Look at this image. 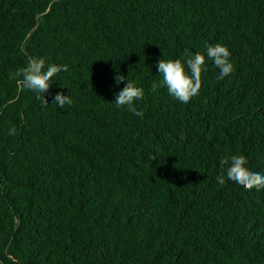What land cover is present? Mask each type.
I'll use <instances>...</instances> for the list:
<instances>
[{
    "label": "trees",
    "instance_id": "trees-1",
    "mask_svg": "<svg viewBox=\"0 0 264 264\" xmlns=\"http://www.w3.org/2000/svg\"><path fill=\"white\" fill-rule=\"evenodd\" d=\"M216 43L234 72L175 100L158 61ZM29 56L68 65L47 107ZM238 154L264 173V0H0V264H264V190L216 179Z\"/></svg>",
    "mask_w": 264,
    "mask_h": 264
},
{
    "label": "clouds",
    "instance_id": "clouds-1",
    "mask_svg": "<svg viewBox=\"0 0 264 264\" xmlns=\"http://www.w3.org/2000/svg\"><path fill=\"white\" fill-rule=\"evenodd\" d=\"M207 60L213 61L219 70L217 81H222L226 76L234 72V65L231 63V52L222 43L206 45V55L199 52L186 53L185 58L160 59L157 68L162 76L161 84L166 87L167 92L175 100L181 103H189L192 98L198 96L202 87V74L207 71ZM68 71V65L48 63L45 57L29 56L26 65L9 73V78L14 79L22 91L27 90L35 93V98L40 100L42 106L47 107L48 101L45 93L53 85V78L61 72ZM125 77L116 75L115 81L119 85ZM155 89L157 85L154 83ZM144 96V90L128 80L113 102L116 108H127L132 114L143 117V112L138 111L135 106ZM52 105L64 109L71 107L73 100L70 95L57 93ZM17 129L11 127L8 134L16 135ZM247 158L242 155L224 156L220 160V175L216 177L218 183L223 186L226 178L240 186L246 191L255 189L264 190V173L251 171L248 167Z\"/></svg>",
    "mask_w": 264,
    "mask_h": 264
}]
</instances>
